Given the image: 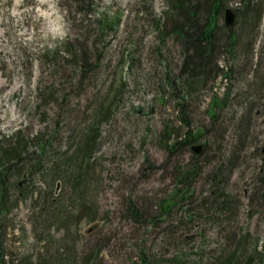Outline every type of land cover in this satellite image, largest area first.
Masks as SVG:
<instances>
[{"label": "rangeland", "instance_id": "374dc122", "mask_svg": "<svg viewBox=\"0 0 264 264\" xmlns=\"http://www.w3.org/2000/svg\"><path fill=\"white\" fill-rule=\"evenodd\" d=\"M85 1L77 5L72 2L71 7L69 0H51L66 13L65 20L70 24L69 37L63 42L53 41L51 35L47 41L43 39L42 28L47 21L43 16L36 19L39 0H21L16 7L22 11L16 17L7 11L0 14V138L12 143L20 135H42L51 141L46 149L42 142L32 143L31 154L12 169L21 167L17 178L16 171L10 175L11 183L17 179L20 188L17 202L12 185L8 207L0 208L4 263L15 264L28 256L37 264L42 255L55 249V240L51 243L48 236L61 238L64 230L43 221L47 219L45 209L40 220L42 198L51 186L53 195L69 204L73 191L60 176L48 181L53 156L60 155V151L73 154L75 149L68 146L69 140L97 122L99 136L89 161L78 153V166L73 164L77 168L81 164V171L88 174L87 199L94 200L97 207L94 217L82 216L71 229L77 237L79 255L97 247L101 250L96 264H133L142 247L150 259L155 255L161 258V263L155 264H166L173 255H178L173 264H195L198 259L211 263L216 256L227 254L241 234L264 248V197L253 194L258 185L256 174L264 176V6L261 18L254 24L252 12L245 20L236 16L231 27L240 33L236 55L222 50L216 57L220 65L232 66L231 80L220 73L189 99L192 129L208 127L210 98L214 93L220 96L231 91L220 112L224 118L218 131H223V139L215 138L203 156V178L198 180L196 193L208 188L204 177L219 163L217 144L220 142L227 158L231 149L241 143L233 159L234 169L224 171L226 192L235 197L234 211L221 221L199 220L187 229L180 225L171 235L169 230L178 216L144 223L131 216L128 204L136 201L154 213L160 199L176 186V164L187 165L190 160L193 149L184 148L169 159L159 140L164 130L181 125L176 98L170 88L165 91L162 83L166 81V68L173 74L180 73L185 54L182 40L174 33L166 34L164 39L161 36V30L170 29L164 17V10L169 8L167 0ZM226 1L230 7L238 2ZM11 4L12 0H0V8ZM40 6L49 7L47 3ZM223 11L220 8L216 21L225 33L228 29ZM244 42L249 44V51ZM50 43L57 46L49 48ZM80 43L86 44L93 67L84 75L77 72L72 53ZM106 107L110 111L103 117L101 109ZM245 112L249 125L241 140L237 138L236 125ZM211 135L214 133L209 131L207 136ZM204 138L194 143H202ZM32 161H37L35 166ZM72 168L59 166L55 172L60 169L69 176ZM74 175L73 181L77 178ZM70 205L69 210L73 204Z\"/></svg>", "mask_w": 264, "mask_h": 264}, {"label": "trees", "instance_id": "16d2710c", "mask_svg": "<svg viewBox=\"0 0 264 264\" xmlns=\"http://www.w3.org/2000/svg\"><path fill=\"white\" fill-rule=\"evenodd\" d=\"M69 2L72 7V2L77 5L78 2L84 3L87 1L69 0ZM167 3L169 8L164 10V17L165 25H169L170 29L161 30V36L164 39L165 35L169 33L178 35L182 40L185 54L180 66V73L173 74L169 68H166L164 72L166 81L162 84L165 91L167 88H170L171 94L176 98L175 107L177 108L178 119H180L181 125L174 129L169 128L164 130L159 140L164 144L168 158L170 159L184 148L192 149V145L196 144L194 142L199 137L205 136L206 138L202 142V150L200 152L191 150L190 160L187 165L180 164V162L176 164L174 174L176 186L167 196L160 199L154 213L150 207H142L136 201L129 202L128 211L134 219L144 223L147 221H166L174 215L178 216V219L174 223L175 225L169 230L172 235L180 225H184L187 229L195 222H199V220L204 222L221 221L226 214L232 212V210L234 211L235 197L226 192L227 177L224 171L228 172L233 168V159L237 156L235 152L240 149L241 143H238L235 145V148L231 149L227 158L224 157L225 153L220 142L217 144L216 161L219 159V163L204 177L208 188L202 190L201 193H196L198 180L203 178L200 177L202 158L210 149V144L216 141L214 140L215 138L219 139V141L223 139V131H218V125L224 118L220 112L231 91L226 90L220 96L214 93L210 98L209 105L207 106V113L210 118L208 127L198 126L192 129L191 120L188 115V106L189 99L194 96V93L199 88H203L208 80L215 78L220 73L228 80H231L234 76L232 66L225 67L220 65L216 57L222 50L226 54L234 57L238 48L237 45L240 42V33L238 34L237 31H234V28L227 27L228 30L223 33L217 26L216 19L220 8L225 9L228 7V1L226 0H167ZM87 5H89V2ZM263 6L264 0H238L237 4L232 8L236 16L241 17L243 20L246 19L249 12H252L253 23L258 22L261 18ZM168 21H170V24ZM243 23L246 22L243 21ZM221 39H223V42H220ZM76 46L78 47V45ZM244 46H248L249 49L247 48V51L250 50V46L249 44L246 45V42H244ZM72 53L75 56V60H77V72L80 71L81 75H84V73L93 68L92 63L89 62L90 54L85 43H80L79 47ZM109 108L101 109L103 117L108 116ZM249 109L250 105L246 106V112ZM246 112L240 117L236 125L238 131L237 138L239 137L241 140L244 138L242 133L247 130L249 125V123L247 124V118L249 116L246 115ZM98 125L99 122H97V125L89 126L69 140L68 146H74L75 149V151L73 150V154L67 155V151H60V155L53 156L52 164L54 166L48 181L53 182L56 176H60L65 184H70L73 194L69 204L61 202L60 196L53 195V187L51 186L48 192L43 195L42 199L44 203L41 211H39L41 214L40 220H43L42 210L45 209L47 219L43 221L47 220V225L57 229H63L64 235L57 239L53 238L54 236H48L51 243H53L52 240H55L56 247L47 256L43 257L42 255L37 264H94L97 261L96 259L100 257L101 249L97 247L88 254L79 255L76 250L77 237L71 232V229L77 223V219L84 215L90 217L96 215V204H94V200L90 201L87 199L88 196L86 194L88 189L85 182L88 174L81 171V164H79L78 168L74 167V165H77L76 154L78 153L84 155L87 161H89L88 156L97 144V138L99 136ZM215 126L217 129H214ZM209 131H212L214 136H207ZM7 140L9 139L0 138V208L8 207L7 199L12 185L16 188L14 190L16 192L14 201L17 202L19 196L17 189L18 187L20 188V185L17 179L12 180L11 183L10 175L15 174L13 172L16 171V178L19 176L17 172L21 170V167H17L13 172L12 169L16 168L14 166L17 163H23L27 155L31 154L29 149L33 145L32 143L38 145V141L42 142L44 149L51 146V141H46L42 135L31 138L20 135L12 143H7ZM4 142L9 145H3ZM36 162L32 161L31 165L35 166ZM66 165L74 168H72L73 170L70 169L69 176L59 172L62 168L55 172V169L59 166L64 167ZM149 166L152 167V164L149 163ZM159 166L156 165V167ZM72 172L75 174H73L74 177H77L74 181L73 179L71 180L73 177ZM256 182H258V185L255 186L253 194L256 198L264 197V176L261 175V172L259 175L256 174ZM250 199H253L252 193L250 194ZM70 204H73L71 210L68 209ZM247 238L248 235L241 234L234 240V245L228 253L216 256L213 262L205 263L202 259H198L195 264H264V248H258L255 241ZM140 248L139 257L136 258L133 264H155V261L161 263V258L155 255V257L150 259L144 252V249L142 247ZM177 258L178 255H173L168 259L166 264L175 263ZM0 264H5L3 250L1 248ZM15 264L36 263L32 261L31 257L24 256Z\"/></svg>", "mask_w": 264, "mask_h": 264}, {"label": "clouds", "instance_id": "9594fccd", "mask_svg": "<svg viewBox=\"0 0 264 264\" xmlns=\"http://www.w3.org/2000/svg\"><path fill=\"white\" fill-rule=\"evenodd\" d=\"M21 0H12V4L7 8H0V14L4 11H7L9 16L16 17L20 14L22 10L18 9L16 5H18ZM59 2V0H57ZM48 4L49 7L47 9L41 7L40 5ZM160 8H156L157 14L160 13ZM36 19L40 16H43L47 21L44 28H42L43 39L47 41L49 35H51V39L53 41L63 42L69 37L70 33V24L65 20V12H61V9L56 7V4L51 2V0H39V4L36 7ZM31 39V35L28 37ZM56 44H49V48H55ZM43 47V45H41Z\"/></svg>", "mask_w": 264, "mask_h": 264}, {"label": "water", "instance_id": "95a60500", "mask_svg": "<svg viewBox=\"0 0 264 264\" xmlns=\"http://www.w3.org/2000/svg\"><path fill=\"white\" fill-rule=\"evenodd\" d=\"M235 12L233 11V9L231 7H226L225 10H224V23L225 25L230 28L234 21H235ZM137 111L140 112L141 109L140 108H137ZM202 148V143H198V144H194L192 145V149L195 151V152H200ZM60 187V182H58V188ZM179 264H182L181 262Z\"/></svg>", "mask_w": 264, "mask_h": 264}]
</instances>
